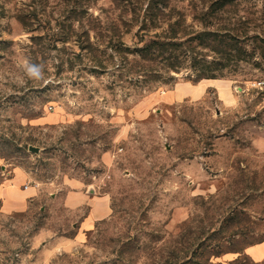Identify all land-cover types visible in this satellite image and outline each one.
Segmentation results:
<instances>
[{
	"label": "rangeland",
	"instance_id": "374dc122",
	"mask_svg": "<svg viewBox=\"0 0 264 264\" xmlns=\"http://www.w3.org/2000/svg\"><path fill=\"white\" fill-rule=\"evenodd\" d=\"M260 80L264 0H0V264H264Z\"/></svg>",
	"mask_w": 264,
	"mask_h": 264
},
{
	"label": "crops",
	"instance_id": "0c3cea01",
	"mask_svg": "<svg viewBox=\"0 0 264 264\" xmlns=\"http://www.w3.org/2000/svg\"><path fill=\"white\" fill-rule=\"evenodd\" d=\"M190 92V91H188ZM190 93H186L185 96H190ZM123 130V129H122ZM68 190L64 197V203L70 208H79L82 205H86L89 211L80 219V230H88L96 221L101 220L111 213V202L107 195L91 196L92 192H88V189H83L81 186L72 187ZM2 212H9L13 208L20 206V203L11 199L7 194H2Z\"/></svg>",
	"mask_w": 264,
	"mask_h": 264
},
{
	"label": "trees",
	"instance_id": "16d2710c",
	"mask_svg": "<svg viewBox=\"0 0 264 264\" xmlns=\"http://www.w3.org/2000/svg\"><path fill=\"white\" fill-rule=\"evenodd\" d=\"M216 37V36H215ZM167 39H163V38H157V39H153L149 44H147L143 49H144V54L143 56H145L146 54L148 53H160L162 56H164L165 53H170L172 54L173 50H180L182 51L183 53L181 54V56H187L184 55L186 51H184L181 47V45L185 46L186 44L184 42H181V43H173L171 44V42L166 41ZM215 41V40H213ZM220 43L222 42L221 39L218 40ZM202 43H205L207 46H209V42H205L203 41V37L201 38V41ZM172 49V51L170 50ZM148 52V53H145ZM173 57V56H172ZM169 58V57H168ZM177 57H175L176 59ZM178 59V58H177ZM172 65H176L175 63H172ZM207 70V68L205 69ZM202 71L198 76L199 78H216L215 75H212L207 73L206 71ZM1 207H2V204H1ZM218 255V254H217Z\"/></svg>",
	"mask_w": 264,
	"mask_h": 264
},
{
	"label": "built area",
	"instance_id": "2783aa9c",
	"mask_svg": "<svg viewBox=\"0 0 264 264\" xmlns=\"http://www.w3.org/2000/svg\"><path fill=\"white\" fill-rule=\"evenodd\" d=\"M255 88L257 89V93L259 94L260 103L264 106V80L257 81L255 83Z\"/></svg>",
	"mask_w": 264,
	"mask_h": 264
},
{
	"label": "water",
	"instance_id": "95a60500",
	"mask_svg": "<svg viewBox=\"0 0 264 264\" xmlns=\"http://www.w3.org/2000/svg\"><path fill=\"white\" fill-rule=\"evenodd\" d=\"M29 150L32 151V152H35V153H39L40 148L37 147V146H34V145H30L29 146Z\"/></svg>",
	"mask_w": 264,
	"mask_h": 264
},
{
	"label": "clouds",
	"instance_id": "9594fccd",
	"mask_svg": "<svg viewBox=\"0 0 264 264\" xmlns=\"http://www.w3.org/2000/svg\"><path fill=\"white\" fill-rule=\"evenodd\" d=\"M32 72H33V69L30 68V69H29V73L32 74Z\"/></svg>",
	"mask_w": 264,
	"mask_h": 264
},
{
	"label": "bare ground",
	"instance_id": "6f19581e",
	"mask_svg": "<svg viewBox=\"0 0 264 264\" xmlns=\"http://www.w3.org/2000/svg\"><path fill=\"white\" fill-rule=\"evenodd\" d=\"M184 93V92H183Z\"/></svg>",
	"mask_w": 264,
	"mask_h": 264
}]
</instances>
